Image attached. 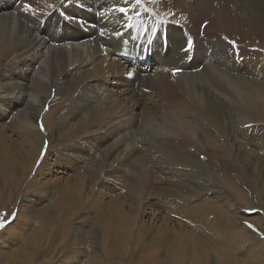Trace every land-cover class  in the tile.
I'll use <instances>...</instances> for the list:
<instances>
[{
  "label": "rangeland",
  "instance_id": "1",
  "mask_svg": "<svg viewBox=\"0 0 264 264\" xmlns=\"http://www.w3.org/2000/svg\"><path fill=\"white\" fill-rule=\"evenodd\" d=\"M70 1L64 24L79 31L91 21L81 18L75 25L72 14L82 11L83 1ZM158 1L144 0L146 10L142 3L135 7L138 19L156 27L151 42L146 43V29L141 35L136 28H145L146 20H132L125 39L116 37L111 52L121 73L95 81L98 92L108 88L119 99L96 100L91 112L97 124L85 133L78 129L89 112L77 115L66 107L79 101L80 90H89L83 71L75 70L77 78L65 66L56 67L53 77L66 79L63 98L33 108L30 98L39 91L30 90L46 92L39 68L42 79L51 78L47 66L40 65L44 58L30 73L14 62L2 69L0 94H9L7 83L22 74L28 88L21 102L20 93L0 99V142L19 163L10 174L0 166V218L6 221L0 229V264H264V98L238 99L203 70L202 54L190 57L184 67L183 58L170 63L185 54L188 41L194 44V34L173 19L167 8L172 0ZM45 27L52 28L49 22ZM255 42L262 45L264 39ZM224 55L231 60L226 73L234 82L251 94L264 91V68L258 65L263 57ZM111 57L102 62L110 65ZM179 69L180 76L174 75ZM114 80L138 82L141 99H124ZM180 80L194 84V93L183 88L196 99H172ZM202 88L215 99H201ZM252 108H260L259 113ZM108 111L131 121L129 150L115 153V143L106 137ZM30 112L38 115L31 125L26 120ZM109 217L121 223L111 229V242L105 229Z\"/></svg>",
  "mask_w": 264,
  "mask_h": 264
},
{
  "label": "bare ground",
  "instance_id": "2",
  "mask_svg": "<svg viewBox=\"0 0 264 264\" xmlns=\"http://www.w3.org/2000/svg\"><path fill=\"white\" fill-rule=\"evenodd\" d=\"M81 1H83L82 11L73 12L72 15L77 18L75 22H71H74L75 25L78 26L76 23H78L81 18H86L91 21L90 24L79 26L83 31L80 29L78 31V28L76 30V27L68 28L64 24L67 19L64 18V16L68 17V9L72 5L70 0H16L18 4L17 7H14L12 0H6L0 5V12H2L0 15V75L3 74L2 69L11 62L18 65L16 66L17 69L23 68L25 69L23 70L24 73H30V70L32 71V68L43 57L44 60L41 61L40 65L43 68L45 67L44 65L47 66L48 73L50 74L48 77L51 78L48 80L42 79L44 71L39 68L38 76L41 78V84H46V92H43V88H39V90L37 88L30 90L32 92L39 91L38 96H31L30 98L32 100L29 106L34 108L35 106H40V103L42 104L41 107H44L50 99H60V97H62L61 93L66 79L62 78L59 80L53 77L56 67L58 69V67L61 68L65 66L68 71L74 73L75 76V70H77V72L79 70L83 71V73L86 74L84 79L88 81L89 90L86 89L85 86L86 92H82L83 89L75 95V97L78 96L76 99H79V101L83 99V102L81 103L75 100L74 103L67 104L69 106L65 105L67 108L73 109V113L77 115L87 114L89 112V117H86V120L78 129V131L82 130L85 133L88 131L89 127L94 126L95 122L97 124L96 115L93 111L91 112V107L96 103V100L119 99V95L107 90L108 88H106L103 93H101L102 91L98 92L99 88L96 86L98 81H95L105 76L114 78L115 74L121 73L119 67L115 63L116 58L112 55L113 52H111L112 49L118 45L116 37L121 36L122 39H125L124 36L129 33L127 24H130L134 19H137L139 23H142L146 19H138V13L136 14L137 4L134 5L131 0ZM151 1L153 2V0ZM168 2L170 1L168 0ZM141 3L145 10L146 8L148 9V5H146L148 3L144 2V0H141ZM25 4L29 5L30 10L26 11L24 9ZM165 6H163V8ZM169 6L170 7H166L171 9L170 12L173 19L181 23V28L187 29L196 37L191 35V39L194 40L192 49L186 51L183 55L177 54L176 61L170 60V63L173 62V65H176L179 63L178 61L183 58L184 62L181 66L184 67L188 65L186 60L190 57L202 54L199 56L200 59H198V61L203 65V70L210 72L215 81L217 80L221 83L224 88H229L231 90L230 92L238 97V99L248 100L264 98V91L251 94L248 92L249 89H244L248 88L247 86L241 85L239 82H234L230 75L226 73V70L230 68L229 64H231V60L227 61V59L223 57L224 54L228 57H232L235 56V53L239 52L241 55L247 53L250 55L249 57L254 56L256 60L262 57L264 58V43L262 45H257L255 42L256 40L264 39V0H172ZM119 7L128 8V15L124 16L118 11H114V9ZM12 8L14 9L11 11ZM85 10L89 11L91 14L87 15ZM155 10L157 11V9ZM164 12H166V10L163 11V13ZM161 16L159 17L158 15L159 18H161ZM142 17L144 16L142 15ZM46 22H49L52 26V28L47 31L45 27ZM152 24L153 23H150L148 19L146 20L145 28L140 26L136 27L140 30L139 33L141 35L144 34L143 31L146 29V43L151 42L155 35L154 31L156 27L152 26ZM198 24H200L199 27ZM201 25H203L205 29L203 32L200 30ZM101 31L104 32L103 36L100 35ZM42 33H45L44 36ZM200 34L202 35L201 37ZM82 40L86 41L83 42ZM230 41L235 42V46L233 43H230ZM124 42L125 40L120 43ZM119 47L121 48L120 45ZM182 47L181 41L178 44V48L180 49ZM149 50L150 47L147 45L146 52ZM142 51L145 52L144 49H142ZM106 55L112 56L110 65H106V63L104 64L102 62H105L106 59L104 60V58ZM85 58H87L86 61ZM172 59H174V57ZM253 59L255 60V58L252 57V61ZM168 61L169 60L166 62ZM253 62L256 63V61ZM234 64L236 66V62H234ZM259 64H263L262 68H264V59L258 62V65ZM259 66L261 67V65ZM158 68H160V66ZM176 73L180 76L181 70L179 69ZM20 77L21 81H14V79H11L9 83H7L6 87L8 88L9 94H0V99H6L12 95L17 96L19 93L20 98H17L19 102L26 99L25 97H27V95H24V90L27 89L28 86L22 81V79L25 78V74L20 75ZM76 77L80 78L78 75ZM184 77L190 78V74L185 72ZM106 82L108 84L112 83V81ZM141 82L142 81H140V83ZM91 83H93V85L95 84V87ZM115 83H119L120 93H122L121 96H124V99H133L135 101L141 99V96L137 94L138 85L136 84L138 82L127 80L124 84H122L121 81H115ZM183 85L187 86L191 92L194 93V84L185 80H180V89H172V99L182 95L183 99H196V97L192 98L184 94ZM81 86L83 85L81 84ZM81 86L80 89H82ZM0 87L2 88L1 81ZM100 90H102V88ZM215 91L216 89L213 87L211 92L215 93ZM212 93L202 88V95L204 97L201 96V99H215ZM76 103H78V105H75ZM79 103L81 104L79 105ZM196 104L197 102H191L192 107ZM106 109L108 110V108ZM259 109L260 108H252V110H254L253 113H255V110L259 113ZM109 111L104 117L111 120L109 122V124H111V131L107 130L108 128L104 130V132H108V136L106 135V137L111 138L115 143V153H118L120 149L129 150L133 147L132 136H134V133L132 134L133 128L130 129L131 121L128 120L127 117H124V114L120 115V117L116 115L114 118ZM37 116L34 112H30L27 114L26 120H29L31 125L33 117ZM202 117L205 119V115ZM0 151L4 153V155L0 154V166L2 171L9 174L14 172L13 169L18 168L19 163L13 160L12 155H9L8 148L1 142ZM128 160H130V158ZM18 170L22 172L23 169H17V171ZM21 174L23 177L26 176L25 172ZM112 215L116 216L114 214ZM112 217H109V224L106 223L107 225L105 226V229H108L106 239H108L109 242H111V229L115 228V224H121L120 221ZM121 222L123 221L121 220Z\"/></svg>",
  "mask_w": 264,
  "mask_h": 264
},
{
  "label": "snow or ice",
  "instance_id": "3",
  "mask_svg": "<svg viewBox=\"0 0 264 264\" xmlns=\"http://www.w3.org/2000/svg\"><path fill=\"white\" fill-rule=\"evenodd\" d=\"M135 3L137 5H139L141 3V0H135ZM24 9L26 11L30 10L29 5L28 4H25L24 5ZM114 11H118L119 13L123 14L124 16H127L128 15V12H129V9L126 8V7H119L117 9H114ZM100 35L103 36L104 35V32L101 31L100 32ZM230 43H233V45L235 46V42L230 41ZM192 47H193V43L191 41H188L187 42V45H186V47H185L184 50L185 51H190L192 49ZM177 71L178 70H174L173 74L175 75ZM5 226H6V221L3 218H0V229L5 228ZM249 227H251V226H249Z\"/></svg>",
  "mask_w": 264,
  "mask_h": 264
}]
</instances>
